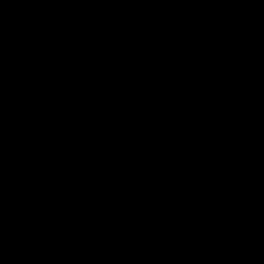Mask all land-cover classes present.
I'll list each match as a JSON object with an SVG mask.
<instances>
[{
    "label": "water",
    "instance_id": "95a60500",
    "mask_svg": "<svg viewBox=\"0 0 264 264\" xmlns=\"http://www.w3.org/2000/svg\"><path fill=\"white\" fill-rule=\"evenodd\" d=\"M0 264H264V0H0Z\"/></svg>",
    "mask_w": 264,
    "mask_h": 264
}]
</instances>
